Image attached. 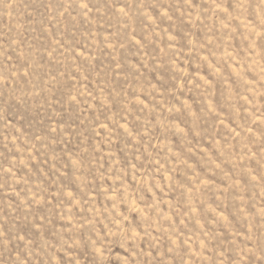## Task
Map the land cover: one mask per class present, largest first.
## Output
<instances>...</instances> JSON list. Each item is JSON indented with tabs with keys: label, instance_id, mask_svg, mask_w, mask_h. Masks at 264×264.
<instances>
[{
	"label": "rangeland",
	"instance_id": "rangeland-1",
	"mask_svg": "<svg viewBox=\"0 0 264 264\" xmlns=\"http://www.w3.org/2000/svg\"><path fill=\"white\" fill-rule=\"evenodd\" d=\"M0 264H264V0H0Z\"/></svg>",
	"mask_w": 264,
	"mask_h": 264
}]
</instances>
